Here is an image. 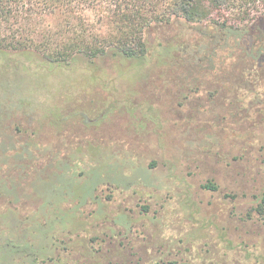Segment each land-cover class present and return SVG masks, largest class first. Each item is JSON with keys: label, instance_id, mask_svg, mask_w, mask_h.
Listing matches in <instances>:
<instances>
[{"label": "rangeland", "instance_id": "374dc122", "mask_svg": "<svg viewBox=\"0 0 264 264\" xmlns=\"http://www.w3.org/2000/svg\"><path fill=\"white\" fill-rule=\"evenodd\" d=\"M104 1L43 23L105 42ZM209 27L152 24L140 61L0 53V244H27L12 263L0 247V264H264V113L241 100L247 81L191 73Z\"/></svg>", "mask_w": 264, "mask_h": 264}, {"label": "trees", "instance_id": "16d2710c", "mask_svg": "<svg viewBox=\"0 0 264 264\" xmlns=\"http://www.w3.org/2000/svg\"><path fill=\"white\" fill-rule=\"evenodd\" d=\"M83 2L91 3L93 10L105 1L0 0L1 55L13 51L30 60L37 58L47 64L65 66L77 58L92 62L108 53L140 61L150 51L144 32L152 24L168 22L172 15L188 22L209 19L211 28L204 31L202 38L205 39L191 44L188 64L191 73L216 69L226 72L228 77L236 75L241 81H247L241 100L245 107L258 106L256 115L264 113V0H109L108 18L113 30L105 42L85 39L87 36L78 30L70 37H56L45 27V14L60 11L70 14ZM159 4L164 6L160 12ZM213 14L217 18L211 19ZM183 59L182 55L176 56L173 62L187 68ZM228 84L232 86L233 82ZM203 186L216 189L211 182ZM252 212L264 221V190L257 195ZM23 246L8 239L0 244L10 253L11 263L12 255L19 253ZM171 264L186 263L173 261Z\"/></svg>", "mask_w": 264, "mask_h": 264}]
</instances>
